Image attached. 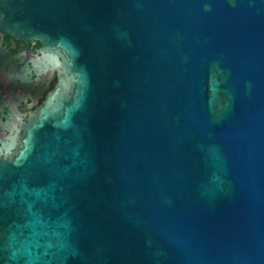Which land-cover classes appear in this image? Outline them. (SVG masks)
Wrapping results in <instances>:
<instances>
[{"label":"water","instance_id":"95a60500","mask_svg":"<svg viewBox=\"0 0 264 264\" xmlns=\"http://www.w3.org/2000/svg\"><path fill=\"white\" fill-rule=\"evenodd\" d=\"M0 29L63 67L0 163V264H264V0H0Z\"/></svg>","mask_w":264,"mask_h":264},{"label":"flooded vegetation","instance_id":"af4514ba","mask_svg":"<svg viewBox=\"0 0 264 264\" xmlns=\"http://www.w3.org/2000/svg\"><path fill=\"white\" fill-rule=\"evenodd\" d=\"M54 56L40 40L0 29V163L18 155L27 126L58 85L62 59Z\"/></svg>","mask_w":264,"mask_h":264}]
</instances>
